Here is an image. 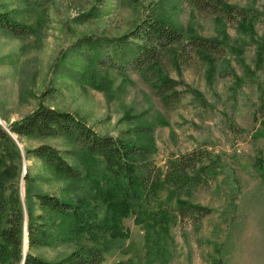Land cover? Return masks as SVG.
<instances>
[{"label":"rangeland","instance_id":"374dc122","mask_svg":"<svg viewBox=\"0 0 264 264\" xmlns=\"http://www.w3.org/2000/svg\"><path fill=\"white\" fill-rule=\"evenodd\" d=\"M190 1L0 0V11L27 32L0 30L3 128L44 106L77 114L101 136L150 146L148 163L165 172L173 159L208 153L204 163L212 173L201 185L161 192L153 209L173 219L154 225L139 207L111 219L121 220L128 237L102 264H264V0H195L234 8L222 17L199 12ZM156 16L182 29L184 39L137 63L133 55L145 44L138 26ZM161 77L179 85L161 93ZM15 138L21 158L6 177L2 202L18 190L24 213L31 202L34 214L44 215L34 197L27 199L30 176L33 195L81 200L87 224L80 234L70 222L46 215L41 236L47 245L27 244V252L57 261L83 246L101 248L110 239L113 212L105 193L114 185L106 183L102 161L87 168L66 138ZM42 145L59 150L86 175L84 183L63 181L29 156ZM178 200L213 213L201 221L180 219ZM8 215L0 217L2 229Z\"/></svg>","mask_w":264,"mask_h":264},{"label":"trees","instance_id":"16d2710c","mask_svg":"<svg viewBox=\"0 0 264 264\" xmlns=\"http://www.w3.org/2000/svg\"><path fill=\"white\" fill-rule=\"evenodd\" d=\"M190 3L199 12L209 11L221 17L230 15L234 9L226 5L222 8L220 3L212 8L200 1L192 0ZM0 30H6L14 36L27 34L25 27L12 21L8 12L2 11ZM138 30L143 32L140 34V41L145 44L138 45L133 56L134 60L141 64L143 60L156 56L157 47L180 44L184 39L182 29L158 16L144 21L138 26ZM149 44H153V50L149 48ZM202 53L205 56L204 52ZM161 78L158 84V91L161 93L173 91L179 85L169 78ZM12 135L28 140L66 138L74 144L76 153L80 154L79 162L87 165V168L100 159L105 165L108 180L106 183L114 184L108 187L105 193L108 194L107 199L113 212L110 213L112 215L108 220L110 239L106 240L101 248L83 246L57 261H46L27 253L24 264H102L105 253L115 249L118 244L123 245L128 237L120 229L121 220L112 223L111 219H116L119 215H130L133 208L139 207V212L154 225L159 222L165 223V220L173 219L169 212L153 209L158 206L156 202H160L161 192L167 187L201 185L202 177L212 173L211 166L204 163L207 152L205 155L192 153L173 159L165 172L152 167L150 161L148 163L150 146L132 145L112 136H101L77 114L41 106L21 121L13 123L7 130L0 125V217L9 212L6 216L8 227L5 229L0 227V264H22L26 218L30 249L47 245L41 236L42 230L49 225L46 215L57 216L63 219V222H70L80 234H83L87 227L84 222V204L81 200H77L79 202L76 203L42 193L33 195V179L30 176L25 177L27 199L34 197L36 205L44 215L36 216L31 202L27 204L24 213L18 190H13L6 201L2 202L6 177L13 175L12 164L21 158V150ZM27 153L48 167L57 178L74 186L82 185L86 179V175L80 169L69 164L63 154L50 145H42L28 150ZM93 171L96 172V168ZM175 212L180 219L201 221L210 216L213 210L178 200ZM40 220L43 222H38Z\"/></svg>","mask_w":264,"mask_h":264},{"label":"water","instance_id":"95a60500","mask_svg":"<svg viewBox=\"0 0 264 264\" xmlns=\"http://www.w3.org/2000/svg\"><path fill=\"white\" fill-rule=\"evenodd\" d=\"M0 124H3L2 123V121L0 120ZM13 137H14V139H16L15 138V135H12ZM18 143V142H17ZM21 148V147H20ZM25 211V210H24ZM26 213V212H25ZM26 217H27V215H26ZM26 220H27V218H26ZM25 231H26V233H25ZM25 231H24V247H23V254H24V258H23V262H22V264H24V262H25V258H26V255H27V251H28V248H27V244H28V232H27V222H26V225H25Z\"/></svg>","mask_w":264,"mask_h":264}]
</instances>
